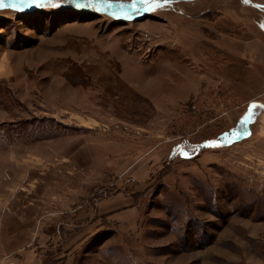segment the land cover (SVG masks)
Segmentation results:
<instances>
[{
    "label": "rangeland",
    "instance_id": "obj_1",
    "mask_svg": "<svg viewBox=\"0 0 264 264\" xmlns=\"http://www.w3.org/2000/svg\"><path fill=\"white\" fill-rule=\"evenodd\" d=\"M91 2L0 8V264H264V63L219 1Z\"/></svg>",
    "mask_w": 264,
    "mask_h": 264
},
{
    "label": "crops",
    "instance_id": "obj_2",
    "mask_svg": "<svg viewBox=\"0 0 264 264\" xmlns=\"http://www.w3.org/2000/svg\"><path fill=\"white\" fill-rule=\"evenodd\" d=\"M206 1L209 3L208 7L219 1L217 8L222 12L217 20L221 28L218 31L220 43L227 45L225 48L233 54L240 52L242 57L264 63V24L254 25L240 14V9L264 13V0ZM206 1L202 0V3Z\"/></svg>",
    "mask_w": 264,
    "mask_h": 264
},
{
    "label": "snow or ice",
    "instance_id": "obj_3",
    "mask_svg": "<svg viewBox=\"0 0 264 264\" xmlns=\"http://www.w3.org/2000/svg\"><path fill=\"white\" fill-rule=\"evenodd\" d=\"M165 2H167V0H165ZM63 5H73L76 8H95V3L91 2V0H88V2H82V0H9L8 3H5V0H0V8H11L18 12H24L33 7L47 9L59 8ZM140 5H144L148 11H152L154 8L159 7L160 0H130L127 5L122 3L121 9L127 7L139 14ZM123 14L129 15L130 13L124 12ZM236 135H239V133H236ZM207 144L213 147L220 146L218 141H208ZM181 154L185 157L190 155V153L183 150L181 151Z\"/></svg>",
    "mask_w": 264,
    "mask_h": 264
}]
</instances>
